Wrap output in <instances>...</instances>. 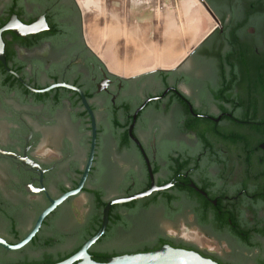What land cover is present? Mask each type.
Masks as SVG:
<instances>
[{
    "label": "flooded vegetation",
    "instance_id": "af4514ba",
    "mask_svg": "<svg viewBox=\"0 0 264 264\" xmlns=\"http://www.w3.org/2000/svg\"><path fill=\"white\" fill-rule=\"evenodd\" d=\"M95 1L0 0V27L11 15L24 24L44 16L47 24L35 34H0V213L15 223L0 237L27 234L48 197L77 186L92 137L79 90L95 123L89 171L28 243H69L86 222L101 224L96 198L106 203L166 185L130 201L155 231L157 218L168 224L170 234L157 231L164 244L218 264H264V0H204L213 16L201 5L187 13L194 35L172 44L169 69L130 78L118 75L123 65L110 71L107 42L91 36L92 19L100 34L107 31V0ZM47 20L57 25L53 33ZM53 84L77 90L46 89ZM77 198L85 200L82 212ZM26 245L0 249L17 258L47 251Z\"/></svg>",
    "mask_w": 264,
    "mask_h": 264
},
{
    "label": "water",
    "instance_id": "95a60500",
    "mask_svg": "<svg viewBox=\"0 0 264 264\" xmlns=\"http://www.w3.org/2000/svg\"><path fill=\"white\" fill-rule=\"evenodd\" d=\"M81 4L85 7L89 5L98 6L95 0H83ZM197 7H200L201 10L213 16L210 8L204 0H107V31H103L100 34V27L98 24L96 25L94 19L90 20V23L87 25L93 35L91 33L89 34H91L92 37H95L97 43L101 42L102 38L104 43L107 42L108 56L109 58L112 56L109 64L111 68L115 67V69L110 71L114 73L115 71L113 70L117 69L116 71H118L123 65V73L121 74L120 70L118 71V75L123 78H130L156 70L169 69L172 44L180 42L181 38H183L185 34L187 37H189L190 34L194 35L195 24L193 22L195 20L192 18L188 19L187 16L189 12H199ZM191 17H194V14ZM120 21L124 22L122 23L121 29L119 30L118 28H114L120 24ZM45 29H47V24L44 16L38 17L36 21L30 24H24L19 21L15 15H11L9 20L0 27V34L4 30H12L15 34L23 36L26 34H35ZM208 33L209 31H207L195 44H198ZM95 51L99 54L103 52L98 50V48ZM0 61L4 63L3 43L1 37ZM53 86H64L77 90L75 87L66 84H53L46 89ZM77 91L81 95V101L90 116L92 130L88 157L78 184L74 189L67 190L56 198L48 197V205L41 210L36 217L32 228L22 239L14 244H11L0 237V246L6 250L13 251L26 245L38 231V228L45 216H47L56 206H58L56 209L60 210L62 205L59 204L67 198L76 195L83 186L93 158L95 123L92 111L90 110L85 97L81 91ZM144 103L141 106H143ZM136 112L137 111L133 114V121ZM131 127L132 124L129 127V135L133 140H135V138L131 135ZM0 152L4 153L3 151ZM7 154L11 155L10 153ZM24 162L29 165L32 164L28 161ZM37 169L39 168L37 167ZM164 187H166V185L163 187H157L154 184H151V186L143 192L125 197H115L108 200L102 208L101 224L98 230L92 236L83 241L81 246L72 255L52 264H218L209 258L201 256L193 250L176 248L168 244H163L157 249L146 252H131L111 256L104 262H97L91 258L88 253V249L104 233L111 206L124 204L130 202L131 200L145 197L151 192L161 190ZM84 202V199L77 198L74 200L73 205L77 208V210L82 212L84 209L81 207V204ZM151 215V218H157L154 214ZM157 219H159L157 222V231L167 232L170 234V227L168 224L163 222L160 218ZM28 224V222H25L24 226ZM0 232L6 234V230L3 225H0ZM153 238L154 236H152V234L150 235L146 231L145 227L135 228L134 232L130 234L117 236L115 240L107 245V248H123L131 243L151 241ZM69 246L70 245L66 244L60 248L64 249ZM16 255L17 254L12 253L9 256L11 258H16ZM38 255V253H35L32 256Z\"/></svg>",
    "mask_w": 264,
    "mask_h": 264
},
{
    "label": "trees",
    "instance_id": "16d2710c",
    "mask_svg": "<svg viewBox=\"0 0 264 264\" xmlns=\"http://www.w3.org/2000/svg\"><path fill=\"white\" fill-rule=\"evenodd\" d=\"M47 23L50 33H53L57 28L56 23H50L49 20H47ZM95 204V212L97 213L98 218H100L101 210L105 204V201L96 198ZM136 208L137 202H130L125 204L124 206L114 205L113 207H111L108 213V220L111 219L112 223H109L99 240L94 245H92L90 249H88V253L90 254L93 260L97 262H104L108 257L116 256L123 253L146 252L157 249L161 245H163L164 242H167V237L157 233V231H155L152 226L146 224L142 220V218L137 215ZM118 209H124L127 215L122 216L120 214H115ZM112 214L115 215L116 219L111 218ZM86 223L87 224H85L80 229L78 236L75 238L73 237V239H70L71 242L69 243L66 242L67 240H65V238L59 237L55 241L46 239L43 243L37 244L36 246H33L31 243H28L26 247L23 248V250L33 247L36 248L38 251H40V249L47 250L44 253L39 254L38 256L30 255L28 257L24 256L18 258H11L8 254L12 252L0 249V264H52L61 261L72 255L75 251H77L83 241L92 236L98 230L100 224L99 221L97 224H93L90 222ZM0 225H3L8 231H10V233L13 234V227L15 223L13 219L11 220L9 216H5L4 214L0 213ZM140 227H145L146 231L150 235L152 234V236H154L153 240L131 243L123 248H107V245H109L113 240L117 238L118 235H120L119 233H122L124 234L122 236H125L126 234L134 232L135 228ZM22 235L24 234H21L13 242H10L9 240H7V242L15 243V241H18L22 237ZM149 242H154L155 246L153 248H147ZM66 244H69L70 246L64 249L60 248ZM21 251L22 249L18 252L20 253Z\"/></svg>",
    "mask_w": 264,
    "mask_h": 264
},
{
    "label": "rangeland",
    "instance_id": "374dc122",
    "mask_svg": "<svg viewBox=\"0 0 264 264\" xmlns=\"http://www.w3.org/2000/svg\"><path fill=\"white\" fill-rule=\"evenodd\" d=\"M85 206V202L81 204V207L83 208ZM75 207V206H74ZM76 208V207H75ZM166 234H168L167 232H165Z\"/></svg>",
    "mask_w": 264,
    "mask_h": 264
}]
</instances>
